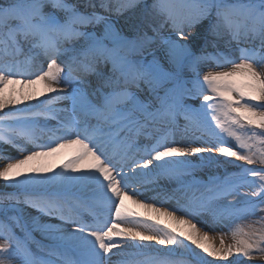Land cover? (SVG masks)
I'll use <instances>...</instances> for the list:
<instances>
[{
	"label": "snow or ice",
	"instance_id": "6c2138e0",
	"mask_svg": "<svg viewBox=\"0 0 264 264\" xmlns=\"http://www.w3.org/2000/svg\"><path fill=\"white\" fill-rule=\"evenodd\" d=\"M0 145V264H264V0H0Z\"/></svg>",
	"mask_w": 264,
	"mask_h": 264
},
{
	"label": "rangeland",
	"instance_id": "374dc122",
	"mask_svg": "<svg viewBox=\"0 0 264 264\" xmlns=\"http://www.w3.org/2000/svg\"><path fill=\"white\" fill-rule=\"evenodd\" d=\"M2 147H3V145H0V150H1ZM9 155L10 156H16L17 153H16L15 149L13 151H11V153ZM1 162L4 163L6 161H0V163ZM240 163H243V162H240ZM1 166H2V164H1ZM249 167H257L258 168L260 166L259 165H255V166H249ZM11 191H14V189H12L11 187H6L5 184L2 181H0V192H11ZM242 191L250 193L252 191V189L245 188V189H242ZM165 206H167V205H165ZM219 231H227V229H219V228H217L216 232H219ZM225 239H226L227 242H229V243L231 242V237L230 236L225 237ZM229 259H231V258H229ZM251 264H260V262L259 261H252Z\"/></svg>",
	"mask_w": 264,
	"mask_h": 264
},
{
	"label": "bare ground",
	"instance_id": "6f19581e",
	"mask_svg": "<svg viewBox=\"0 0 264 264\" xmlns=\"http://www.w3.org/2000/svg\"><path fill=\"white\" fill-rule=\"evenodd\" d=\"M204 70L207 71L209 69L206 68ZM1 150L4 152V154L9 155L11 153V151H13L14 149L11 146H9V145H3V147L1 148ZM63 158H64L63 155L58 156L57 157V160H56V163H59ZM2 163L3 162L0 163V166H1Z\"/></svg>",
	"mask_w": 264,
	"mask_h": 264
}]
</instances>
